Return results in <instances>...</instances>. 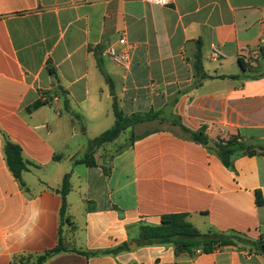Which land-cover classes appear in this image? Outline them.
<instances>
[{"label": "crops", "instance_id": "1", "mask_svg": "<svg viewBox=\"0 0 264 264\" xmlns=\"http://www.w3.org/2000/svg\"><path fill=\"white\" fill-rule=\"evenodd\" d=\"M123 36L126 69L105 55ZM114 96L128 118L160 116L128 129L153 126L122 151L116 140L95 152L94 166L80 163L114 127ZM172 116L207 127L214 143L240 137L253 154L227 168ZM7 140L22 149L24 186L7 164ZM172 214L202 234H264V0H0V264L33 262L60 239L67 251L45 264H264L246 242L195 255L138 245L103 253Z\"/></svg>", "mask_w": 264, "mask_h": 264}, {"label": "trees", "instance_id": "2", "mask_svg": "<svg viewBox=\"0 0 264 264\" xmlns=\"http://www.w3.org/2000/svg\"><path fill=\"white\" fill-rule=\"evenodd\" d=\"M195 67L197 71H203L200 52L197 57ZM51 73L54 74V72L52 71ZM104 75L107 83L109 84L111 89H113L112 81L106 74ZM207 78L208 76L203 73L201 79ZM65 104L68 108L67 100L65 101ZM42 105V103L38 102L34 106V108H38ZM113 112L116 118L114 127L105 131L98 138L90 142L84 159L80 163L94 166L96 164L94 154L99 148H101L105 144L112 143L118 140L120 136L128 129L134 128L140 124L154 121L160 116L159 113H150L143 116H134L128 118L120 110L116 96H114ZM171 121L175 126H178L180 128L183 136L193 142L205 146L210 151L215 152L227 168L232 167L233 159L235 157L241 154H253L251 148L247 144L242 142L240 137H234L228 141L217 140L215 141V144L217 145L218 150L211 149L208 147V144L209 142H211V140L206 135L207 127L203 126L201 129L193 131L183 126L175 116H172ZM4 151L9 169L11 170L15 178L19 180L24 186L22 175L25 171L28 170V166L23 159L21 147L7 140L5 142ZM69 191L70 183L69 175H67L64 179L63 187L60 191L63 197L61 207L62 221L66 220L68 209L66 196ZM257 204L259 206L263 204L260 193H257ZM131 242L137 243L139 247L172 246L177 255L186 253L195 255L199 252L211 253L220 248L236 246L238 242H246L251 244L257 252L264 254V234L261 235L258 241H249L236 234H223L214 231L202 234L195 228V226L191 222L188 221L187 216L183 214L165 215L162 217L161 223L159 225H138L136 236L132 239ZM131 242H126L118 248L104 251L103 253L118 254L123 251H129L131 249ZM65 251L67 250L63 247L62 240L60 239L58 245L54 249L36 257L33 262L31 261V258H28L25 263L21 262V264H45L54 255L60 254Z\"/></svg>", "mask_w": 264, "mask_h": 264}, {"label": "built area", "instance_id": "3", "mask_svg": "<svg viewBox=\"0 0 264 264\" xmlns=\"http://www.w3.org/2000/svg\"><path fill=\"white\" fill-rule=\"evenodd\" d=\"M150 5L159 7H169L173 4V0H142ZM128 42L125 36L121 37L117 45L110 46L105 55L108 56L117 66L124 69L128 68L131 62V52L127 48ZM254 55V53H253ZM252 57L254 58V55ZM224 57L222 50L219 47H214L211 53V59L215 62L220 61Z\"/></svg>", "mask_w": 264, "mask_h": 264}, {"label": "rangeland", "instance_id": "4", "mask_svg": "<svg viewBox=\"0 0 264 264\" xmlns=\"http://www.w3.org/2000/svg\"><path fill=\"white\" fill-rule=\"evenodd\" d=\"M152 128L153 126H146L144 128L137 129L136 132L129 130L125 131L118 139V143L115 145L114 151H122V149L126 148L131 143V141L135 139V137L151 131Z\"/></svg>", "mask_w": 264, "mask_h": 264}, {"label": "water", "instance_id": "5", "mask_svg": "<svg viewBox=\"0 0 264 264\" xmlns=\"http://www.w3.org/2000/svg\"><path fill=\"white\" fill-rule=\"evenodd\" d=\"M208 147L214 150H218L217 145L214 142H209ZM135 247H137V244L135 242H131L130 243V248L131 249H135Z\"/></svg>", "mask_w": 264, "mask_h": 264}]
</instances>
